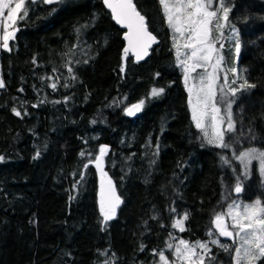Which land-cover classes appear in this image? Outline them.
Masks as SVG:
<instances>
[{
  "label": "trees",
  "instance_id": "trees-1",
  "mask_svg": "<svg viewBox=\"0 0 264 264\" xmlns=\"http://www.w3.org/2000/svg\"><path fill=\"white\" fill-rule=\"evenodd\" d=\"M131 1L155 36L141 61L100 0H26L17 13L0 48V264H156L176 240L201 264H233L212 220L235 199L258 198L264 216V181L236 160L249 147L264 158V0H220L215 44L234 78L220 145L189 117L161 0ZM97 157L120 199L109 218Z\"/></svg>",
  "mask_w": 264,
  "mask_h": 264
},
{
  "label": "rangeland",
  "instance_id": "rangeland-1",
  "mask_svg": "<svg viewBox=\"0 0 264 264\" xmlns=\"http://www.w3.org/2000/svg\"><path fill=\"white\" fill-rule=\"evenodd\" d=\"M25 1L0 0V48L12 33L17 13ZM161 3L172 30L176 62L183 71L189 117L207 142L220 145L226 132L233 128V100L229 92L234 78L223 61L220 43L215 44L224 26L225 10L220 0H161ZM212 28L215 36L210 34ZM226 32L233 34L232 29ZM236 160L245 180L256 174L259 181H264L262 150L244 148L237 153ZM96 166L98 174H102L100 157L96 159ZM261 206L258 198L249 202L235 199L224 213L215 216L224 220V229L234 242L233 264H255L264 255ZM102 212L106 218L112 216L111 212L103 209ZM202 258L203 254L195 246L176 240L169 255L158 254L156 264H201Z\"/></svg>",
  "mask_w": 264,
  "mask_h": 264
},
{
  "label": "water",
  "instance_id": "water-1",
  "mask_svg": "<svg viewBox=\"0 0 264 264\" xmlns=\"http://www.w3.org/2000/svg\"><path fill=\"white\" fill-rule=\"evenodd\" d=\"M108 11L110 19L122 32L123 47L135 61L143 60L155 42V36L147 29L143 16L135 8L131 0H100ZM140 109L138 102L127 105L123 113L126 116L135 115ZM98 199L104 211L113 213L120 199L110 179L103 174L98 175ZM213 229L223 239H229L230 234L224 229V220L220 217L212 220Z\"/></svg>",
  "mask_w": 264,
  "mask_h": 264
}]
</instances>
